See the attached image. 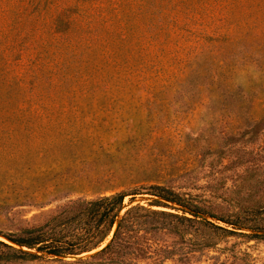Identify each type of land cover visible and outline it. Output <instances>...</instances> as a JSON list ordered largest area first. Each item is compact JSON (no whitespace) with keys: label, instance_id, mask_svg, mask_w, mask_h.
I'll return each instance as SVG.
<instances>
[{"label":"rangeland","instance_id":"obj_1","mask_svg":"<svg viewBox=\"0 0 264 264\" xmlns=\"http://www.w3.org/2000/svg\"><path fill=\"white\" fill-rule=\"evenodd\" d=\"M11 170L57 200L4 212L7 233L99 187L143 207L163 187L264 225V0H0V179ZM215 242L190 258L264 264V237Z\"/></svg>","mask_w":264,"mask_h":264},{"label":"trees","instance_id":"obj_2","mask_svg":"<svg viewBox=\"0 0 264 264\" xmlns=\"http://www.w3.org/2000/svg\"><path fill=\"white\" fill-rule=\"evenodd\" d=\"M25 170L32 173L31 168ZM20 172L11 170L8 180L0 179V215L5 212L8 217L14 208L25 206L44 208L57 200L55 197L46 202L45 194L31 192L36 179L26 178ZM149 190L156 191L149 194L152 197L149 207L136 205L123 212L113 237L110 235L124 209V199L133 197L132 201L140 195L138 190L114 193V188L99 187L84 195L73 191L82 197L72 200L65 197L66 203L48 212L49 218L41 226L12 233L0 231V237L19 248L0 242L5 250L0 254V264H166L168 261L175 264L171 256H184L176 260L180 264H202L190 256L214 249L216 238L264 237V225L259 220H247L246 210L233 218L219 217L199 206L193 197L163 187L152 186ZM107 192L111 194L106 196ZM151 207L170 211L151 210ZM199 215H208L226 227ZM166 238L176 239L179 247L167 246ZM97 249L100 250L93 255L72 262L62 259Z\"/></svg>","mask_w":264,"mask_h":264},{"label":"water","instance_id":"obj_3","mask_svg":"<svg viewBox=\"0 0 264 264\" xmlns=\"http://www.w3.org/2000/svg\"><path fill=\"white\" fill-rule=\"evenodd\" d=\"M139 202H141V200L136 201L135 198H134V199L131 201V203L127 206V208L129 209L130 207H133V206L139 204ZM124 209H125V208H124ZM124 209H123V211L121 212V214L119 215V217L117 218V222H116V224H115V226H114V230L112 231L111 237H113V235H114V232H115V230H116V228H117V226H118V224H119L120 217L122 216L123 212L125 211ZM199 216L202 217V218H204V216H201V215H199ZM206 219H209V218H206ZM0 238H2V237H0ZM100 249H102V248H100ZM100 249H99V250H100ZM82 257H84V256L65 257V258H62V259H63V260H72V261H75V260L80 259V258H82ZM85 257H86V256H85Z\"/></svg>","mask_w":264,"mask_h":264},{"label":"bare ground","instance_id":"obj_4","mask_svg":"<svg viewBox=\"0 0 264 264\" xmlns=\"http://www.w3.org/2000/svg\"><path fill=\"white\" fill-rule=\"evenodd\" d=\"M111 236V235H110ZM110 236L108 237V239L110 238Z\"/></svg>","mask_w":264,"mask_h":264}]
</instances>
